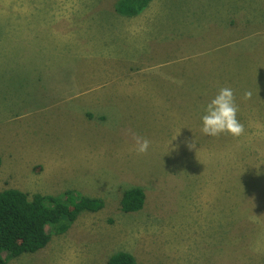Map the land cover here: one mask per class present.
Returning <instances> with one entry per match:
<instances>
[{
	"label": "rangeland",
	"instance_id": "obj_1",
	"mask_svg": "<svg viewBox=\"0 0 264 264\" xmlns=\"http://www.w3.org/2000/svg\"><path fill=\"white\" fill-rule=\"evenodd\" d=\"M114 1L0 0V191L104 200L6 264H264V0ZM222 87L237 137L200 131Z\"/></svg>",
	"mask_w": 264,
	"mask_h": 264
},
{
	"label": "trees",
	"instance_id": "obj_2",
	"mask_svg": "<svg viewBox=\"0 0 264 264\" xmlns=\"http://www.w3.org/2000/svg\"><path fill=\"white\" fill-rule=\"evenodd\" d=\"M151 0H115L113 10L133 17L142 12ZM146 199L143 188L133 186L122 191L120 208L124 212L140 210ZM104 206L100 197L66 190L57 195L35 193L31 197L17 188L0 191V264L6 258L33 253L45 247L52 235L65 233L83 211L96 212ZM106 264H138L127 251L111 254Z\"/></svg>",
	"mask_w": 264,
	"mask_h": 264
},
{
	"label": "clouds",
	"instance_id": "obj_3",
	"mask_svg": "<svg viewBox=\"0 0 264 264\" xmlns=\"http://www.w3.org/2000/svg\"><path fill=\"white\" fill-rule=\"evenodd\" d=\"M250 93L245 92L247 99ZM237 105L231 88L222 87L203 106L200 116V131L203 135L216 137L226 133L233 137L243 132V125L237 119ZM149 141L135 137V151L143 153L148 149Z\"/></svg>",
	"mask_w": 264,
	"mask_h": 264
},
{
	"label": "crops",
	"instance_id": "obj_4",
	"mask_svg": "<svg viewBox=\"0 0 264 264\" xmlns=\"http://www.w3.org/2000/svg\"><path fill=\"white\" fill-rule=\"evenodd\" d=\"M81 106V107H80ZM84 107V108H83ZM87 106L85 105V106H83L82 104H80V105H77V106H75V109H72L73 110V112L74 113H77V115H79L78 114V112L79 111H81V109H85ZM69 108V106H67L65 109H63V110H69L68 109ZM87 109H89V108H87ZM82 110V111H83ZM88 112L86 111V113H85V115L87 114ZM79 116H81V115H79ZM84 116V115H83ZM84 118H86V117H84ZM87 124H88V122H87ZM198 125V124H197ZM191 126H193V124H189V126H187V127H191ZM183 128H185L184 126H183ZM198 132H199V130H196V132L195 133H197L198 134Z\"/></svg>",
	"mask_w": 264,
	"mask_h": 264
}]
</instances>
